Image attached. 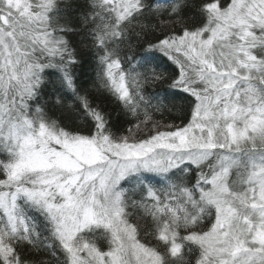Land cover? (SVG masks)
<instances>
[{"label": "snow or ice", "instance_id": "1", "mask_svg": "<svg viewBox=\"0 0 264 264\" xmlns=\"http://www.w3.org/2000/svg\"><path fill=\"white\" fill-rule=\"evenodd\" d=\"M0 264H264V0H0Z\"/></svg>", "mask_w": 264, "mask_h": 264}, {"label": "trees", "instance_id": "2", "mask_svg": "<svg viewBox=\"0 0 264 264\" xmlns=\"http://www.w3.org/2000/svg\"><path fill=\"white\" fill-rule=\"evenodd\" d=\"M156 55H157V57L159 58L158 61H157L158 65L161 66V67H163V65H164V63H165L164 59H163V58H160V54H159V53H157ZM181 95H183V94H178V95L175 97V101H176L177 103H180V102H181V100H180Z\"/></svg>", "mask_w": 264, "mask_h": 264}]
</instances>
